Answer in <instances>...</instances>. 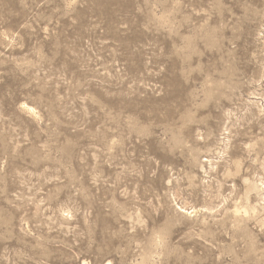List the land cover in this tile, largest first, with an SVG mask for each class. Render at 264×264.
<instances>
[{
	"label": "rangeland",
	"instance_id": "1",
	"mask_svg": "<svg viewBox=\"0 0 264 264\" xmlns=\"http://www.w3.org/2000/svg\"><path fill=\"white\" fill-rule=\"evenodd\" d=\"M264 264V0H0V264Z\"/></svg>",
	"mask_w": 264,
	"mask_h": 264
},
{
	"label": "bare ground",
	"instance_id": "2",
	"mask_svg": "<svg viewBox=\"0 0 264 264\" xmlns=\"http://www.w3.org/2000/svg\"><path fill=\"white\" fill-rule=\"evenodd\" d=\"M81 264H90V263H88V262H86V261H82V263ZM108 264V263H107ZM111 264V263H110Z\"/></svg>",
	"mask_w": 264,
	"mask_h": 264
}]
</instances>
